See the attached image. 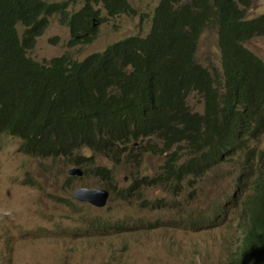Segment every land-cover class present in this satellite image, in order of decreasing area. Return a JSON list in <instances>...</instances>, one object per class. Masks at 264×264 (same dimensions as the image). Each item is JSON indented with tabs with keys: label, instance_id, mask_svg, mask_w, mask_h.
I'll list each match as a JSON object with an SVG mask.
<instances>
[{
	"label": "trees",
	"instance_id": "16d2710c",
	"mask_svg": "<svg viewBox=\"0 0 264 264\" xmlns=\"http://www.w3.org/2000/svg\"><path fill=\"white\" fill-rule=\"evenodd\" d=\"M39 1L46 12L68 4ZM102 1L111 14L129 8L126 0ZM177 1H161L154 27L145 37L132 35L84 63L71 66L60 57L51 67L28 65L26 72L34 73L30 78L0 73V131L22 136V151L31 144L79 163L85 160L81 149L88 144H105L106 152L119 147L112 149L117 157L130 151L127 144L140 137L159 139L162 147L151 144L161 151L185 142L190 156L180 162L172 151L155 184L194 181L221 157L223 143L232 142L231 151L237 152L250 139L246 176L250 192L243 201L241 244L227 264H264V60L242 45L248 37H264V13L246 21L250 30L239 31V18L245 13L239 6L248 7L252 0ZM2 13L17 15L9 3L0 6ZM214 19L225 30L238 32L231 44L245 53L224 46L221 71L204 67L195 58L200 26ZM28 32L34 36L35 27ZM12 41L20 45L17 33ZM80 65L84 71L77 69ZM88 66L91 74L85 72ZM96 67L100 80L93 77ZM166 71L154 83L146 79ZM115 87L117 93L112 91ZM191 90L203 100L201 112L192 111L186 102ZM245 166L241 163L240 170ZM97 172L110 177L105 167L98 166Z\"/></svg>",
	"mask_w": 264,
	"mask_h": 264
},
{
	"label": "rangeland",
	"instance_id": "374dc122",
	"mask_svg": "<svg viewBox=\"0 0 264 264\" xmlns=\"http://www.w3.org/2000/svg\"><path fill=\"white\" fill-rule=\"evenodd\" d=\"M130 1L139 14L100 23L95 46L68 48L69 29L55 16L49 36L31 54L47 60L68 51L82 59L119 36L146 34L149 21L140 14L150 13L158 0ZM81 6V0H72L70 11ZM263 13L264 0H252L247 16ZM201 39L198 60L219 65L216 34L206 32ZM246 45L264 60V37ZM190 105L201 111L203 103L192 96ZM21 143L19 137L0 134V196L6 194L0 197V264H226L239 247L242 207L240 197L234 196L250 192L249 181L238 187L240 162L212 168L193 186L142 185L141 177L160 172L166 153H148L149 141H131L127 146L132 149L118 160L104 151L94 155L88 169L84 165L91 188H105L95 173L97 165L111 169L114 191L106 205L97 208L70 194L65 181L71 163L28 155ZM81 154L92 157L87 147ZM50 192L64 199L44 197Z\"/></svg>",
	"mask_w": 264,
	"mask_h": 264
},
{
	"label": "clouds",
	"instance_id": "9594fccd",
	"mask_svg": "<svg viewBox=\"0 0 264 264\" xmlns=\"http://www.w3.org/2000/svg\"><path fill=\"white\" fill-rule=\"evenodd\" d=\"M42 1L49 6L56 4V3H66L67 2L68 4L66 5V7L61 8L59 10L52 11V12H46L44 10L43 5L41 4V2L39 0H0V6L5 7L6 4L9 3L11 11L17 12V15L12 17V18H10L9 16L4 17L3 13L0 15V73H4L5 75L12 74V75H14L15 78H18V77L30 78L34 75V73L29 74V72H26V69L28 68V65H30L32 63L34 64V66L36 68L38 66L51 67L54 59L60 58V57H66V59H68V63L72 66L75 63H82V62L84 63V61L89 56H91L95 53L96 54L103 53L106 51V48L109 45L116 44L119 41H123V40L125 41V40H127L128 37H130L132 35L138 36V37H145L147 34L150 33L152 27H154V24H155L154 20H155V16H156V11H157L158 7L160 6V3L162 0H158L157 4L154 6L153 10L150 13L140 14L141 19L148 18V21H149V29H148L146 34H144V35L132 34V35H126V36H119L111 44H109L105 47L93 50L92 52H90L88 55H86L82 59H75L71 56V54L68 51H64L62 53L52 55L47 60L37 58V57L33 56L31 53L33 50L38 48L41 41H44L49 36L50 27L52 25L51 20L53 17L58 16L61 25L68 27L69 33H70V39H69L67 45H68V48H73V47L81 45V44L91 45L92 47L95 46L99 40V24L102 23L103 21H106L109 18H113V17L119 16L122 14L130 15V16H137L139 13H138L136 7L133 6V4L131 3L130 0H126L128 6H129V8L127 10L119 11V12H116L113 14L109 13L106 6H104V2L102 0H99L98 3L94 0H81L83 3V6H81V8H79L76 11H70V6L72 4V0H63V1L42 0ZM90 1H91V3L89 4ZM185 1H187V0H180L177 2L182 3ZM239 7L244 8L245 13H244V15H242L239 18V29L238 30L239 31L250 30V26L246 23V21L250 20V17L247 16V12H248V9L250 8V5L248 7H244V6L240 5ZM30 22H32V23H30ZM20 26L24 27V30L22 33L20 32ZM33 27H35V35L31 36L28 31ZM200 28H201V31L199 32L198 36L195 38V43H196L195 58L202 66H204V67L213 66L216 69H218V71H221L223 69V66H222L223 47L226 45H230L236 52H238L242 55H245L244 51H242L238 47H234L231 44L232 39L234 37H238V32L225 30L223 28L222 24L219 21H217L216 19L213 20V23H208L204 26L201 25ZM206 32H208V33L214 32L216 34L217 48H218V55H219V65H214L210 60H208L206 62V64L204 65L196 57L198 48H199L200 43L202 41L201 38L205 35ZM15 33H17V35L19 37L20 45H16L12 41V36ZM256 37H258V36H256ZM26 40H29V43H25ZM54 40H57V38ZM249 40H250V37H248V39L244 40L242 42V45L245 49H247L250 52V48H248L246 45V43ZM83 68H84V66L80 65L77 69H82L84 71ZM96 71H97V74H94L93 77L96 80H100L102 73L99 71V69L97 67H96ZM85 72L91 74V72H89V66L87 68V71H85ZM53 73H56V72H53ZM167 74H168V71H166L165 73L158 75V76L146 77V79H148L150 82L154 83L156 80L162 79ZM185 75H190V74L188 72ZM112 91L114 93H117L118 88L115 87L112 89ZM192 96H194L197 99V101H201V103H203L202 98L196 94V91L191 90L190 94L187 96V99H186L187 104L190 105V98ZM1 107H2V104L0 103V108ZM190 108L192 111H195L191 107V105H190ZM203 108H204V103L202 106V110H203ZM197 111H199V110H197ZM0 134H8V135L19 137L21 139V142L24 140L22 138V136H19V135H14V134L2 132V131H0ZM150 139L151 140H149V142H150L149 145L147 143V148H149V149L146 152H148V153H154V154L166 153V156H165V159H166V157L169 154H171L172 151H176L175 154H176V156L179 157L180 162L184 161L187 157L190 156V150H189V148L185 142L177 143V144H175L176 145L175 147H173L169 150H166V151H161L160 148H154L151 144V143L157 144L159 147H162L161 141L155 137H152ZM156 139H157V141H156ZM134 141L135 142L136 141H142V142L146 141L147 142L148 138L147 137H144V138L140 137ZM85 147H87V149L92 152V154H91L92 157H94L95 154H99V153L106 151L104 148L105 144L103 146H94L93 144H91V145L88 144L87 146H84L81 149V151ZM232 147H233L232 142L223 143V145L219 151V155L221 157L216 159L214 162H212L209 169L203 175L199 176L200 178L195 179L194 181H187L186 179H184L183 181H181L179 183H176L175 181H171V182H165L162 184H168V185L174 184L175 187H178V188L180 187V184H186L188 186H193L194 183L197 182V180H200L204 176H206L212 170V168H215L222 163L237 162V164H239V162H240V164L246 163L245 168L240 170V173L238 176V182H237L238 187L243 188L246 181L250 182V178L246 177L248 174L247 170L250 166V160L248 159V153L250 151V139L246 142V146L242 151L232 152L231 151ZM114 148L119 149V147H112L109 152H106V156L110 157L111 159L118 160L122 155L116 157L113 153V150H112ZM95 149L97 151H95ZM23 152L28 154V155L37 156V157L44 158V159H62V160H66L68 163H71L70 166L68 167V170L66 173V181L65 182H66V184L70 190V194L72 196H74L75 200H77L83 204L90 203L97 208L104 207L106 205V203L108 202L109 197L111 196V192L113 193V191H114L115 184L112 181V177L110 175L111 169L107 168L106 166H102V165H99V167L102 166V167H105L106 169H108L110 172L109 173L110 177L108 179H106L105 177L102 176V174H100V172L98 173L97 172L98 165L95 169V173L99 177L101 182H105V188H103V187H94V188L88 187V183H86L87 170L84 169L83 167L85 165V166H87V169H88V166L90 167L91 165H93L95 163V162L87 161V160H90V158H92L88 155L81 154V157L84 158L85 160H81L82 163H79L75 160H72L70 158L65 157V155H63V154H57L54 152H46V151L36 149L31 144H29L27 149L24 150ZM165 159H164V161H165ZM162 167H163V165L161 166L159 173L162 172ZM155 179H157V176H154V177L147 176V177H141L140 178V180L142 181V185H144L146 182H148V185H153V184H155L153 182V180H155ZM106 180H107V182H106ZM236 181H237V177H236L235 183H236ZM36 185H37V183L33 184V186H36ZM108 188H111L112 191H110ZM82 189H86V190L103 189V190L108 191L109 195H108V198H107L105 205L97 206L94 203L90 202L89 200H82L79 197H77V192L82 190ZM248 193H244L243 194L244 196H242V197L239 196L238 194L236 196H234V198H236L237 200L240 197L239 204L242 207V211H241L242 214L245 213L243 201L247 197ZM0 197H1V200H3L6 197V194L3 193ZM44 197L53 198L57 202L64 199V197L62 195H60V194L56 195L53 192H50L47 195H44ZM231 197H233V195ZM1 200H0V202H1ZM244 219H245V215H242L240 217V224H239V227L241 229V235H242V222H244ZM241 238H242V236H241ZM241 238H240V242L238 244L239 246L241 244ZM237 250H238V248L235 249L230 254V256L231 255H234V256L237 255L238 254ZM230 256L228 257L227 262H228ZM227 262H226V264H227Z\"/></svg>",
	"mask_w": 264,
	"mask_h": 264
},
{
	"label": "water",
	"instance_id": "95a60500",
	"mask_svg": "<svg viewBox=\"0 0 264 264\" xmlns=\"http://www.w3.org/2000/svg\"><path fill=\"white\" fill-rule=\"evenodd\" d=\"M108 191L103 189L86 190L82 189L77 192V197L82 200H89L97 206L105 205L108 198Z\"/></svg>",
	"mask_w": 264,
	"mask_h": 264
}]
</instances>
